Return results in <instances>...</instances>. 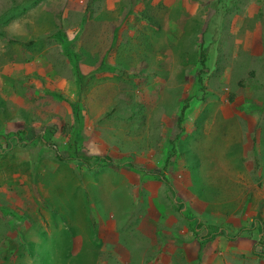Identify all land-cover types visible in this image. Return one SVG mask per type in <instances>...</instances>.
I'll return each instance as SVG.
<instances>
[{"label":"rangeland","instance_id":"obj_1","mask_svg":"<svg viewBox=\"0 0 264 264\" xmlns=\"http://www.w3.org/2000/svg\"><path fill=\"white\" fill-rule=\"evenodd\" d=\"M263 15L264 0H0V65L34 58L73 83L61 34L84 74L50 100L55 120L47 100L22 104L46 121L5 151L26 163L0 175V264H264V40L237 53L232 33ZM68 103L78 157L58 160L71 137L44 129L74 124ZM211 227L238 234L200 247Z\"/></svg>","mask_w":264,"mask_h":264},{"label":"crops","instance_id":"obj_2","mask_svg":"<svg viewBox=\"0 0 264 264\" xmlns=\"http://www.w3.org/2000/svg\"><path fill=\"white\" fill-rule=\"evenodd\" d=\"M247 22L251 23L252 25L245 24ZM245 23L243 24V28L241 32L237 29H234L232 32L234 35L233 36L234 43L238 47L237 53L246 52L249 55L251 54L260 55L262 52V48L258 42L259 40L260 41L264 40V37L262 36V32L264 34V15L261 24L256 25L254 22L250 20L246 21ZM213 31L214 29L211 30V32ZM9 32L11 31L9 30ZM8 36L10 38L9 40H15L13 35L9 34ZM249 37H254V40L257 41L250 48L248 46V42L250 41ZM251 41H253V38L251 39ZM242 42L244 43V45H242L243 47H241L242 49L240 51L239 46L242 44ZM11 47L14 48L15 45ZM232 56L235 57L236 54H232ZM239 57L240 56H237V58ZM32 60L33 61L31 62L8 60L7 61L8 63L6 64L3 63L0 65V110L5 111L9 109L12 105H15L17 109L22 111V112L13 111L12 116L7 118L8 120L6 121L5 126L0 127L1 147H4L5 144L8 143V141H4L5 135L8 132L17 130V131H25L27 133V128L29 123L33 126L29 129V132L41 131L43 129V123L46 120L40 116L39 112H37V115L39 117H35L32 115L33 110L36 109H34L33 104L31 105V101L27 102L26 105L22 106L25 100H29V99L35 100V103H37L40 100H47V101L39 102V109H40V105H44L45 107L49 108L51 110L49 118L52 121L57 118L56 116L57 106L50 101L51 98L46 96L48 95L47 93L53 91H56L58 93L62 92L64 89L68 88L69 84H71V91L75 92L74 81L73 83H71L64 76L53 73L51 69L50 71L47 70V66H45L43 62L39 63V61L34 58ZM82 66L83 65L81 63L78 64L79 68H82ZM81 72L83 71L81 70ZM18 84L21 85V91L23 93L22 99L20 100L16 95L17 90L14 88V86ZM243 90L245 93L250 94V88H244ZM16 102H21V103L17 105ZM246 104L249 105V103ZM250 113L251 112H246V113L244 112V115L248 116ZM49 126L46 125V129H48ZM15 146H17L19 149L21 148L18 145ZM25 148L22 149L25 150ZM28 152L30 151L24 152L23 153L24 156H26L27 155L26 153ZM0 158H2L0 162V175L4 173L3 171L7 170L6 171L7 174L5 175V177L1 178L4 180H6V178L9 177H15L17 173L20 171L21 166L26 163V161L18 160L19 157L15 159L12 158L10 154L3 157L0 156ZM17 164H18V168L16 167ZM3 165L6 166L5 169L1 168V166ZM6 184L7 183H5V185ZM42 207L44 208V205Z\"/></svg>","mask_w":264,"mask_h":264},{"label":"trees","instance_id":"obj_3","mask_svg":"<svg viewBox=\"0 0 264 264\" xmlns=\"http://www.w3.org/2000/svg\"><path fill=\"white\" fill-rule=\"evenodd\" d=\"M62 36L63 35L58 34L57 39H60V40H57V41L61 45V51H62L63 56L67 59L71 69L73 70V73H74L76 81L78 83H80V81L82 79V75L79 72L78 66H77V60L76 59H77L78 56L71 52V46H73L74 44H73L72 41H67V40L61 39ZM202 52L203 51L201 49L200 53H199V66H200V69L198 70V73H196V75L194 77V78H196V83L199 85L197 90L200 91V92H203V90H204V86H203L202 80H201V75H204V73L206 74V72H202V69L205 68L204 67L205 66L204 65V60L205 59H204V54ZM102 69L106 70L107 72L109 71L110 73H113V70H114V68L107 67L106 65L105 66L103 65ZM203 96L201 98H203ZM53 97L58 98V99L60 98L58 95H55V94H53ZM231 100H232V95L229 96V101H231ZM69 106H70L71 111H72L73 119H75L74 120V124L73 125L63 124V125H60V127L58 129V131H59V133L61 135H63V136L68 135L69 139L71 137V140H70V142L67 145V154H66V156H68V157L63 158L58 153L55 152L54 155H55L56 159H58V160H70V158L71 159H75V158L78 157L77 152H78V149H79L78 145H79L80 136H79V133H78V129H76V128H77V125L79 123L78 121L81 119V116L79 115L80 106L77 103L69 104ZM185 108H186L185 105L182 106L180 114H179V116L177 118V124H178L179 128H180V124L182 123V118H183L182 115H183V111H184ZM246 108L247 107H245V108L243 107L242 110L244 112H250L251 111V109H246ZM16 135L19 136L21 140L24 139L22 137V133L21 134L16 133ZM39 139L42 140V137H40ZM166 158H167L166 159V161H167L168 158H170V157L168 156ZM94 160L96 162V161H99L100 158L96 157ZM153 176L155 178L157 177V179H159L163 184H165L168 187L169 191L173 193V190L170 187L167 179L162 174H160L159 177L155 176V175H153ZM180 207H182V205H180L179 208ZM195 220L196 219H192V223H194ZM199 227H201V226H199ZM258 231H261L260 226H258ZM194 232H195V230H194ZM237 234L234 235L233 237L226 236V232L223 229L221 230L218 227H211L210 230L208 231V233L203 235L202 237L197 238V241H198L199 246L202 247L206 242L210 241L215 236H220V237L223 236V237H226L227 240L232 241L234 238H236L235 236H237ZM258 244L260 246H263L264 245V239L260 238L258 240ZM258 255L261 256L264 259V253H258Z\"/></svg>","mask_w":264,"mask_h":264},{"label":"clouds","instance_id":"obj_4","mask_svg":"<svg viewBox=\"0 0 264 264\" xmlns=\"http://www.w3.org/2000/svg\"><path fill=\"white\" fill-rule=\"evenodd\" d=\"M83 22V21H82ZM84 31V30H83ZM73 38H76V36H74ZM75 42H76V40H75ZM64 57V56H63ZM79 57V56H78ZM65 58V57H64ZM66 59V58H65ZM104 59V58H103ZM66 62H67V65H69V63H68V61H67V59H66ZM49 67V66H48ZM69 67H70V65H69ZM68 67V68H69ZM49 69H51V68H49ZM70 69V68H69ZM80 73H81V75H84L81 71H80ZM65 78H67V76H65V75H63ZM74 81H75V87H76V89H77V92H79V88H78V82L75 80V78H74ZM48 95H46V94H44V95H46L47 97H49V98H51V99H53L54 98V100H63L62 99V97L60 96V93H58V92H56V91H53V92H49V93H47ZM53 94H55V95H58L60 98L58 99V98H55V97H53ZM53 97V98H52ZM35 100H32V103L34 102ZM70 103H68V105H69ZM72 115V114H71ZM63 124H67V125H71L70 123H68V122H66V123H62L61 125H63ZM59 127H60V125H58ZM59 127H58V129H59ZM57 127H54L53 129H51V127H48V129H46V131L45 132H49V131H54V132H56V133H58V135L60 136V137H66V139L68 138V135H66V136H63V135H61L60 133H59V131H58V129H56ZM16 133H19V134H21L22 133V137L24 138V139H20V137L19 136H17L16 135ZM31 133V136H26V132L25 131H17V130H14V131H11V132H8V133H6V135H5V139H4V141H8V143H6L5 144V146L4 147H1V145H0V156H6V150H8L9 148H11V147H13V145L12 144H10L9 142H15V145H18V146H24L26 143H28L30 140H31V137H32V132H30ZM25 137H27L26 139H25ZM65 139V140H66ZM100 158V157H99ZM165 160H166V158H165Z\"/></svg>","mask_w":264,"mask_h":264}]
</instances>
